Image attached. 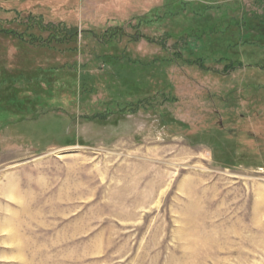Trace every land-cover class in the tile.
Returning a JSON list of instances; mask_svg holds the SVG:
<instances>
[{
	"label": "rangeland",
	"instance_id": "1",
	"mask_svg": "<svg viewBox=\"0 0 264 264\" xmlns=\"http://www.w3.org/2000/svg\"><path fill=\"white\" fill-rule=\"evenodd\" d=\"M0 264H264V0H0Z\"/></svg>",
	"mask_w": 264,
	"mask_h": 264
},
{
	"label": "trees",
	"instance_id": "2",
	"mask_svg": "<svg viewBox=\"0 0 264 264\" xmlns=\"http://www.w3.org/2000/svg\"><path fill=\"white\" fill-rule=\"evenodd\" d=\"M136 17H138V16H136ZM42 27H44V29L46 28L45 31L47 30V31H49V33L52 34V37L45 40V42H49V43L53 42L52 43L53 45H57L59 38L56 35L63 32V35H65V40H66L65 42L66 43H73L72 47L74 49H76L75 48V44H77L76 43V36L78 34L77 26H75V25L67 26L64 22L59 21V22H56L54 24H51V23L45 24ZM82 32H83V34L89 33L95 42L97 41L98 43L101 44V47L107 46L108 41H101V42L98 41L100 34L103 35L104 37H107V35H106L107 30L103 31V33H100V34L94 33L92 30H89V31L88 30L87 31L81 30V34H82ZM71 37L74 40L71 39ZM108 37H107V39H108ZM62 38H64V36H62L60 39H62ZM53 39H55L57 41L56 42L52 41ZM72 47L70 46L68 48L72 49ZM107 54H110V56H107L109 58V60L107 57L104 56V54H103L104 57H101V58L103 59V63H105L106 66L108 65V67H109V65H110L112 67V69L109 68V70L111 71L110 74H113V75H109L110 79H111L109 81V83H111V85H112V83L114 81L120 82V84H121L120 90L122 89L123 91H125V89H127L128 93L129 92H131V93L137 92L138 89L140 88V86H138V85L143 83L142 80H140L141 78L139 79L141 74H143V73H140L143 69H138L139 65H133L132 63H130V61L134 60V58L132 59L131 56L128 55L127 53L123 52V53L118 54V53L114 52V53H107ZM134 61L138 62V60H134ZM135 72H138L137 74L140 73L139 74L140 76H137ZM89 76L90 75L88 74V77L86 78L87 80H90ZM122 83L124 86L122 85ZM129 84H131V85H129ZM134 84H135V87H134ZM121 93H122V91H120L117 95H122Z\"/></svg>",
	"mask_w": 264,
	"mask_h": 264
}]
</instances>
